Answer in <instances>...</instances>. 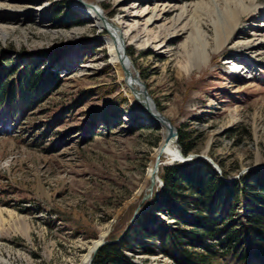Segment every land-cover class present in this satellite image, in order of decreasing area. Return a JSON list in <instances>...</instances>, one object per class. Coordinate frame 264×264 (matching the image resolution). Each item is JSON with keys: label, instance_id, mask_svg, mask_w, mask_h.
Here are the masks:
<instances>
[{"label": "rangeland", "instance_id": "374dc122", "mask_svg": "<svg viewBox=\"0 0 264 264\" xmlns=\"http://www.w3.org/2000/svg\"><path fill=\"white\" fill-rule=\"evenodd\" d=\"M80 1L0 0V59L65 47L55 62L38 61L60 84L0 132V264H82L108 227L112 239L159 190L157 181L143 199L164 129L134 104L110 30L88 8L96 0ZM245 1L256 6L217 51L207 0L99 3L160 112L189 135V153L220 161L227 178L264 165V0ZM154 4L159 18L137 23L135 8ZM61 108L66 117L54 120ZM163 152L158 173L179 157ZM132 260L172 264L163 254Z\"/></svg>", "mask_w": 264, "mask_h": 264}, {"label": "trees", "instance_id": "16d2710c", "mask_svg": "<svg viewBox=\"0 0 264 264\" xmlns=\"http://www.w3.org/2000/svg\"><path fill=\"white\" fill-rule=\"evenodd\" d=\"M72 18L73 25L84 22ZM64 51L53 46L0 59V132L10 133L8 121L17 123L48 85L60 84V76L38 61L55 62ZM59 111L54 120L66 117ZM188 136L178 131L177 145L184 154L195 148ZM218 163L220 174L205 159L161 166V191L119 242L100 247L91 264H137L133 254H163L172 264H264V167L227 182L221 176L227 178L229 172Z\"/></svg>", "mask_w": 264, "mask_h": 264}, {"label": "bare ground", "instance_id": "6f19581e", "mask_svg": "<svg viewBox=\"0 0 264 264\" xmlns=\"http://www.w3.org/2000/svg\"><path fill=\"white\" fill-rule=\"evenodd\" d=\"M101 1L102 0H96L94 2H91L88 5L89 6L88 8L90 9L91 13L99 16L98 19H100L101 23L104 26L108 27L110 30V32L108 30L107 31L109 32V35L111 33L112 38L114 39V46H115V49L117 51L116 54L118 55V59H119L118 60L119 61V68L121 70V73L125 79V82L127 83L128 87H129V89H133V92L131 90L130 91L132 92V95L134 98V104L138 105L139 109L144 111L145 115L149 116L153 121H154L153 116H152L153 113H158L162 117H167L160 112L157 104L155 103L153 98L148 93V90H147L144 82L140 79V77H139V75H138V73H137V71L133 65L132 60L129 58V56L127 54L126 45L123 44L124 35L117 31L116 26H115V23H116L115 20L108 19L106 17L104 11L101 9L100 4H99ZM221 2L222 3H220L218 0H207L208 7L205 8L210 13L214 12V10L210 7L211 3H212L214 6V9H215V12H216L215 13L216 19L213 22L214 31H215L214 35H215V40H216V46H215L214 51L219 50L221 47H223L224 44H226L228 42L229 38L232 35L234 28L237 26V24L239 22L240 14L244 13L247 9L251 8L252 6L253 7L256 6L254 4L255 3L254 0H253V2H254L253 4L247 3L245 0H221ZM219 5H222L224 8L220 7ZM135 10L139 11L137 18H135V21L137 23H144L143 25L145 26L147 23L153 22L159 18V15L162 11V8H160L157 4H154L151 6H149V5L145 6L143 8L138 6L137 8H135ZM246 45L248 46L250 44H246ZM198 53H199V55H197L198 56L197 58H199V60H201L203 62L208 61V59L210 58V53L205 48L200 50ZM120 56H124L123 65L125 67L122 66V63L120 62ZM135 95L137 96L138 99H143V101L146 102L145 103L146 105L143 106L142 104H140L139 100L135 97ZM158 124L164 129V134H165V128H164L163 124L160 122ZM175 141H177V140L171 139L168 142H165V140H164L161 147H160L159 153L155 157V160L153 162L154 167H153L152 172L150 173V176H149L150 183L153 182V187L156 185V183L158 181L157 177L159 176L158 175V169L160 166V162H159L160 154L164 150H165L163 152L164 154H169L170 149H172L175 152V154L179 155V157H180L181 151H180V148L178 146H177L178 148L174 147ZM179 157L174 158V160L178 159ZM174 160H171L169 163L174 162ZM149 187H150V185H149ZM147 191H148V189H147ZM102 239H103V237H102ZM102 239H100L97 242L94 241L92 243V247L89 249L87 256H86V258L82 264H85L88 261L93 248Z\"/></svg>", "mask_w": 264, "mask_h": 264}, {"label": "water", "instance_id": "95a60500", "mask_svg": "<svg viewBox=\"0 0 264 264\" xmlns=\"http://www.w3.org/2000/svg\"><path fill=\"white\" fill-rule=\"evenodd\" d=\"M78 1H79V3H81L80 0H78ZM123 61H124V56H120V62L122 63V66H124L123 65ZM131 91L133 92V89H131ZM135 97L137 98L136 95H135ZM138 100H139V103L142 104L143 106L146 105L145 104L146 102L143 101V99H138ZM152 116H153V119H154L155 123L154 122H151V124H155V125L158 126V123L160 122L164 126V128H165V137H164L165 142H168L171 139L178 140V130H177L176 126L171 122V120L169 118L162 117L158 113H153ZM193 159H205V160H207L215 168V170L218 173H221V169L218 166V164L215 163L211 158H209L207 155H205L203 153L202 154H196V153L184 154L181 151L180 157L178 159L174 160V162H185V161H191ZM174 162H171L169 164H172ZM261 167H264V165L255 166L254 168H261ZM248 169H250V168H245L241 172H239L236 176H233V177H230V178H224L223 176H221V179L224 180V181H227V182L236 180L244 171H246ZM157 179H158L159 190L156 191L155 196L161 191L162 185H163V182H162V180H161V178L159 176L157 177ZM152 194H153V182L150 183V187L148 188V193H146L143 196V199H145L147 197H151ZM141 213H142V211H139L138 209H136L135 212L133 213V215L131 216L128 225L123 229V231L116 238H113V239L106 238V236L108 234V231L110 230V228L108 227L107 230L105 231V235L103 236V239L98 244H96V246L93 248L90 257H89L88 261L85 264H91L92 263V261H93L95 255H96V253L98 252V250L100 249L101 246H103L105 244L119 242L121 240V238L124 236V234L128 231V229L132 226V224L134 223V221L137 219V217Z\"/></svg>", "mask_w": 264, "mask_h": 264}]
</instances>
